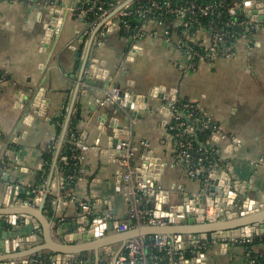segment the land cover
Returning <instances> with one entry per match:
<instances>
[{
    "label": "crops",
    "instance_id": "obj_1",
    "mask_svg": "<svg viewBox=\"0 0 264 264\" xmlns=\"http://www.w3.org/2000/svg\"><path fill=\"white\" fill-rule=\"evenodd\" d=\"M239 2L231 0L232 5ZM261 4L264 0H256L254 9L264 15V7L258 8ZM77 5L78 0H0V210L27 213V223H22L20 215H13L18 219L17 227L8 224L7 214L0 215V242L6 231L10 245L19 236H37L34 243L17 250L27 256L12 260V251L3 253L0 264H38L44 259L47 264H56L52 258L63 245H86L76 231L83 220L81 204L88 207L86 214L115 212L114 222L127 224L125 232L132 230L128 217L130 183L124 179L128 169L122 165V155L108 146L112 132L120 137L111 129L114 118L130 132V166L139 177L150 178L152 171L150 182L158 189L175 196L197 194L202 179L189 176L168 130L172 119L169 105L174 103L170 100L175 94V102L195 103L202 118L218 128L204 146L216 159L214 167H232L241 186L247 191L256 188L259 196L264 194V21L255 19L253 27L246 28V37L236 43L234 56L213 57L191 70L189 58L177 47L179 41L209 45L211 33L183 36L165 21L144 24V35L133 41L126 32L110 28L108 22L99 29L100 23L79 18L74 14ZM133 47L137 51L130 56ZM92 71L91 80L104 79L107 85H89L85 77ZM112 87L120 95L127 91L149 96V110H142L140 119L125 125V117L112 108L114 101H109L112 95L107 92ZM161 88L165 91H158L156 98L151 96ZM38 90L42 92L43 113L29 111L25 116L29 98ZM74 118H78L80 173L69 187L62 163L67 162L64 148ZM5 174L13 186L25 189L18 197L13 189L8 206L4 204ZM139 199L143 208H154L147 194ZM229 218L233 222L241 216L234 211ZM218 219L211 222H229L227 218L216 222ZM120 233L124 232L115 229L105 236ZM176 235L183 236L186 247L191 246L188 235ZM210 235L203 244L206 258L201 264H264V243L222 240L208 247ZM126 246L125 242L112 243V254L102 248L83 250L68 264H81V258L86 264H116ZM190 264L196 263L191 260Z\"/></svg>",
    "mask_w": 264,
    "mask_h": 264
},
{
    "label": "water",
    "instance_id": "obj_2",
    "mask_svg": "<svg viewBox=\"0 0 264 264\" xmlns=\"http://www.w3.org/2000/svg\"><path fill=\"white\" fill-rule=\"evenodd\" d=\"M132 1L133 0L126 1L116 10L114 14H116ZM263 7L264 5L261 4L258 8ZM254 8L255 7L251 2H247L245 5L247 12H245L243 6H240L237 10V14L248 15L258 21H264V15H261L260 11H258V9L255 10ZM114 14H112V16ZM112 16L106 20H103L99 25V29L104 24H106V22ZM49 28H51V26ZM136 49L137 47H133V50L129 55L135 56L136 52L134 51H137ZM91 74H93V71L88 73L85 77L86 82L89 85L104 86L106 84L104 79H102L104 82L91 80ZM158 91L161 92L165 90H163V88L159 90L156 89L151 96L156 98L155 96L157 95ZM113 92L114 87H112L107 92V95H112ZM159 97L160 99L164 98V96ZM29 99L30 102L25 108V116L28 115L29 111H32V113L35 115L43 113L41 110V108H43L42 104L44 103L42 92L38 90V92H36ZM149 100V96L122 91L119 100L113 102L112 108L119 114L123 115L125 117V125H129L131 123V119H140L139 112H143L142 110L145 111L146 109L149 110ZM171 101H176V94L173 98H171L170 102ZM106 104L110 103L106 102ZM171 106L172 103H170L169 109ZM21 107H23V105ZM101 121H103V118ZM101 129L103 132H106V129L102 127ZM111 129H113L112 131H116L120 137L115 136V133L112 132L111 136L109 135L108 138V146H110L112 150H116L120 155H122L124 152L122 143L130 141V132L125 130L124 126H121L115 122V118L112 121ZM145 166L146 165H144V167ZM153 175L154 174L151 171L150 178H152ZM234 176V170L232 167H228L227 169L222 168L221 165L217 167H209L205 173L199 174V177L202 179L203 186L197 192V194L191 196L187 193L180 195L176 193V196H179L180 200L175 195H173L174 192L171 193L168 190H150L147 194V197L154 201V208L142 207V209H146L149 213H152L155 220H163L167 225L136 227L134 221L131 220L130 226L132 227V230L129 232L120 233L118 236L113 234L110 236H105L107 232L115 231L113 219L115 212L110 215H106L101 212L86 214V208H88L86 207L81 210V216H83V220L78 222L80 227L77 225L76 231L79 235L78 238L87 244L80 246L63 245L61 248L55 251L56 255L53 256L52 261L56 264H68L69 262L75 261V254H78L83 250H98L100 248L104 249L107 254H112L113 250L110 248L112 243L119 241L128 244L132 239L138 238L140 236L163 234L169 235L170 239H172L173 235L186 234L188 235V241L191 242V246L186 247L187 241H184L182 243V251L184 252L188 250L191 252V254L197 253L196 257L193 255L191 260L196 264H201L206 258L203 244L209 240V233H211V242L208 247H210L211 244L222 240L253 241L256 237H261L264 235V231H262V229H264V194L259 196L256 188H254L252 191H247V188L245 186H241L240 182H238ZM150 178L144 177L143 179L146 182H150ZM4 180L8 182V174H5ZM13 189L17 191L15 193L16 197H18L20 193H24L25 190L21 186L15 187L10 182H8L5 188L7 197L5 198L4 204H6V206H8V203L10 204L9 197H11ZM251 192L256 194V196L252 197ZM25 193L27 192L25 191ZM28 194L29 196L32 195L30 193ZM211 202L214 206L215 212L219 215V219L216 220V222L220 221V218H227L229 222L225 221L223 224H215L211 221H207L206 223L198 222V217L205 215L206 207ZM234 211H237L241 218L232 222L230 221L229 217ZM14 212L15 211L11 210L8 212H2L0 210V215L6 216L7 214L8 224L14 227L18 226V219L13 216L16 214L21 216L19 219L22 220V223L24 221V223H27V216H25L27 213H25V210H19L17 213ZM56 221L58 222V220ZM101 225L105 226L102 227ZM9 231L12 232V229ZM18 231L19 230L17 228L16 233ZM195 234H197V237ZM7 236L8 232L6 231L2 235V242H0V254L10 253L12 251L13 255L10 256L12 260L27 256L19 254L17 250H23L24 245L29 246L31 243H34L37 238V236H19L17 239L13 240L10 245ZM45 237L47 240L50 239L49 233L47 231L45 232ZM38 251L40 250L35 252ZM32 253H34V251ZM191 260L181 258L180 264H190ZM23 264H29V262H24Z\"/></svg>",
    "mask_w": 264,
    "mask_h": 264
},
{
    "label": "built area",
    "instance_id": "obj_3",
    "mask_svg": "<svg viewBox=\"0 0 264 264\" xmlns=\"http://www.w3.org/2000/svg\"><path fill=\"white\" fill-rule=\"evenodd\" d=\"M128 0H78V5L74 10V14L79 18L87 19L89 16L97 17V21L94 24H99L103 20L108 19L116 10ZM228 0H213L209 2H200L198 0H133L116 14H114L107 22L110 28L118 29L126 32L132 40L141 38L145 29L142 28L144 24L158 23L162 24L168 21L171 25L181 28L184 34L190 32L206 31L212 34L213 38L209 45L200 44V46L194 47L186 43L184 40L179 41L178 49L189 58V69L196 70L201 64L211 60L213 57H225L229 58L235 55V45L240 38L246 37V28H252L255 24V19L245 15L246 19L239 21L236 18V11L240 6H243L245 12V5L247 2H251L252 5L256 3V0H240L239 4L227 7L228 14L231 19L224 23V27L216 26L214 20L211 23L202 27V18H222L223 12L220 10L222 6H225ZM133 10V11H131ZM139 16L140 25L132 31L131 25L124 18L131 15ZM238 17V16H237ZM229 29H227V28ZM243 27V32H236L231 30L232 28ZM155 35V34H154ZM170 32H167V36ZM200 47V48H198ZM2 82V79H0ZM120 98V91L115 90L109 101H117ZM172 119L168 126L170 134L176 140L178 144V158L185 163L188 174L191 178H197L200 173H205L206 163L210 162L209 151L205 149V152L201 148H197L196 142L198 141L199 131L202 133H209L208 139L212 138L218 133V128L213 125L209 120H203L200 126L193 125V120L199 124L197 116L201 113L198 105L192 102L185 104H178V102L172 103L171 106ZM75 144L77 139L72 134ZM129 142L122 143L124 150L122 154V165L128 169L124 179L130 183V210L128 217L133 220L137 227L140 226H156L164 224L163 220L157 221L154 219L153 214L145 212L140 205V197L148 194L150 190L158 191L152 182H146L144 179L131 169V160L133 158V149ZM199 154V158L196 159L195 155ZM212 155V154H211ZM74 159L80 160L79 155ZM217 163V162H216ZM215 163V164H216ZM214 167V166H213ZM76 176H72L71 179ZM82 208L86 206L81 204ZM212 202L206 207V213L200 217L203 222L211 221L219 216L215 211ZM215 210V209H214ZM115 229L118 232H125L128 230L127 224H117L114 222ZM151 239V240H150ZM151 242V246L157 248L162 255L159 257H150L148 254V246ZM184 242L183 236L174 235L172 239L155 234L151 238H134L126 246L125 253L120 256L116 264H180V259L184 254L182 251V243ZM250 243V241H244Z\"/></svg>",
    "mask_w": 264,
    "mask_h": 264
},
{
    "label": "trees",
    "instance_id": "obj_4",
    "mask_svg": "<svg viewBox=\"0 0 264 264\" xmlns=\"http://www.w3.org/2000/svg\"><path fill=\"white\" fill-rule=\"evenodd\" d=\"M198 1L207 3V2L213 1V0H198ZM229 6H231V0H228L226 2L225 6L221 7L220 10L223 12V17L220 19L215 18L213 16L209 17V18H202L201 19L202 27L208 26L211 23L210 21L214 20V23L216 26L225 28L223 26L224 23L231 19V16H230V14H228V9H227V7H229ZM131 11H133V10H131ZM233 18H236L239 21L246 19L245 16H238V17L235 16ZM97 19L98 18L95 16H89L87 18V21L89 23H94L95 21H97ZM124 19L130 23L132 31H134L140 25V22H139L140 18H139V16H137L135 14L128 16ZM227 29H229V28H227ZM178 30L180 31V35L186 36V34H184L183 29L178 28ZM231 30H234V31L239 32V33L244 31L243 27H236V28H232ZM194 33H195V31L187 33V35L193 36ZM184 41L186 43H188L189 45L194 46V47L200 46V44H201V43L199 44V43L191 42L188 40H184ZM198 48H200V47H198ZM185 103H187V102H185V101H179L178 102V104H185ZM197 118L198 119H195V120H199V124H197V122L194 120L192 121L193 125L195 124V126H200L201 122L203 120H206V119L202 118V113H199ZM71 121H72L71 122L72 124H70V131L68 133V141H67L68 143L64 148V156L67 158V162L62 163L66 184L67 185L69 184V187H72L76 182V180L71 179L72 176H75V175L78 176L80 173V170H79L80 169V162H79V160L74 159L75 156L79 155L80 151H79V149H78L77 145L75 144V141L73 140V137H72V134H74L75 137L78 138V134H77V130H76V127L78 124V118L77 119L74 118ZM60 129H61V127H59V130ZM208 136H209V133H207V132L202 133L199 131V133H198V141L196 142V146H197V148L203 149L204 152H205V149L202 148V146L203 147L205 146L206 141H208ZM208 153L210 155V162L208 164L207 163L205 164L207 169L209 167H213L216 163V159H214V157L212 158V156H211L212 152H208ZM195 157H196V159H198L199 154H196ZM148 243H149V246H148L147 250H148V254L150 257H159L162 255V253L157 248H154L153 246H151V242H148ZM252 243H264V237L255 239V240H253ZM184 256L186 259H188V258L192 257V254H191V252L186 251L184 253ZM81 260L83 262L81 264H86V262L83 261V260H85V258H81ZM47 261H48L47 259H44V260L40 261V263H38V264H45V263L47 264ZM165 263L166 262H163L161 264H165Z\"/></svg>",
    "mask_w": 264,
    "mask_h": 264
}]
</instances>
